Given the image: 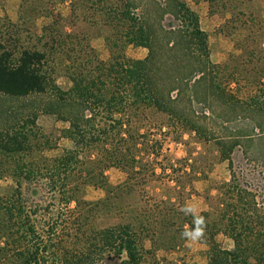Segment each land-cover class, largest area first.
<instances>
[{"label":"rangeland","instance_id":"obj_1","mask_svg":"<svg viewBox=\"0 0 264 264\" xmlns=\"http://www.w3.org/2000/svg\"><path fill=\"white\" fill-rule=\"evenodd\" d=\"M123 1L0 0V41L6 48L15 54L24 49L47 50L54 58L58 54V59H51L46 66L53 79L47 92L22 98L0 94V220L4 219L6 225L0 237V264L19 263L10 232L16 228L6 214L12 204L1 200L12 199L17 193L25 205L39 208L33 219L45 237L56 226L61 227L59 233L71 232L80 219L92 228L132 223L143 243V264H206L207 245L201 239L191 242L183 237L181 223L192 214L212 212L217 200L224 197V185L231 180L232 172L221 158L218 141L227 136L241 137V146L232 155L233 172L242 185L259 190L257 201L264 212V0H186L208 35L220 89L226 88L230 94L232 104L220 101L218 112L237 107L230 121L226 122L225 115L211 114L204 104L185 105L187 117L198 123L200 132L183 131L182 125L175 127L176 122L165 117L160 131L155 113L148 114L145 122L135 118L131 129L150 133L143 144H138L142 150L137 157L142 164L135 170L139 173L110 167L101 175L100 167L91 164L88 171L97 175L93 176L97 185L85 188L79 196L80 204L58 202L42 182L23 179L29 165L44 168L47 162L74 148L66 135L69 123L57 114L44 112L48 102L53 103L57 97L54 86L67 91L74 86L70 75L97 77L102 72L99 64H107L112 51L133 59L147 56L146 48L125 43L120 22L105 21L104 5L121 7ZM163 2L136 0L135 16L158 23L162 13L158 4ZM161 21L166 26L175 23L167 13ZM255 105L263 107L254 112ZM169 128L170 134H166ZM246 135L252 138L248 141ZM14 136L21 142L25 137L32 149L23 141L26 150L14 145L13 151L7 152L5 145L13 142ZM157 142L161 145L159 154L156 149L148 152L146 147L153 149ZM219 187L222 196L216 197ZM185 205L192 207L190 214H185ZM217 240L224 247H233L224 235ZM106 264H120V260Z\"/></svg>","mask_w":264,"mask_h":264},{"label":"trees","instance_id":"obj_2","mask_svg":"<svg viewBox=\"0 0 264 264\" xmlns=\"http://www.w3.org/2000/svg\"><path fill=\"white\" fill-rule=\"evenodd\" d=\"M158 7L162 8V13L158 23H153L148 18L135 16L136 0H124L121 7L104 5L105 21L120 22L118 26L125 43L146 48L147 56L133 59L112 51V59L103 66L99 64L102 72L97 77L84 79L70 75L74 86L67 91L54 86L57 97L53 103L48 102L44 112L57 114L60 120L69 123L66 135L73 141L74 148L47 162L44 168L29 165L23 179L30 183L42 182L54 193L56 201L81 203L79 196L85 188L97 185L93 178L97 175L88 171L91 164L100 167L101 175L110 167L139 173L135 170L137 164H142L137 157V152L142 150L138 144H143L150 133H141L140 129L133 131L131 124L135 118L145 122L148 114L155 113L160 131L165 117L176 122L175 127L182 125L183 131L200 132L198 123L187 117L185 105L204 104L211 114L225 115L226 122L231 120V114L236 115V106L218 112L221 102L232 103L226 88L220 89L218 68L211 59L208 35L197 13L186 0H164ZM166 13L175 23L168 26L162 23ZM50 53L24 49L15 54L0 41V94L22 98L47 92L53 81L47 70L54 58ZM72 63L73 67L75 61ZM262 107L255 105L254 112ZM166 124L169 123L166 121ZM173 126L170 124L171 128ZM258 127L263 130L261 125ZM166 134H170V128ZM249 138L252 137L246 135L248 141ZM12 139V144L5 145L7 152H12L14 145L26 150L23 141L32 149L25 137L22 142L18 136ZM241 143L238 135L218 141L221 158L228 162L232 172L231 180L224 185V197L217 200L212 212L192 214L181 223L183 232L204 226L201 240L208 247L206 264H264V212L257 201L259 190L252 191L248 185H242L233 172L232 155ZM154 146L153 149L146 147L148 152L156 149L159 154L161 145L157 142ZM102 186L105 188V183ZM217 192L216 197L222 196L220 187ZM1 200L12 204L7 206L6 214L16 228L15 231L11 228L10 232L18 264H106L116 259L120 264L144 262L143 243L132 223L92 228L80 219L71 232L59 233L61 227L56 226L45 237L33 219L39 208L34 210L33 206L25 205L19 193L12 199L2 197ZM0 224L1 237L6 231L4 219ZM219 235L231 240L233 247L227 248L218 242Z\"/></svg>","mask_w":264,"mask_h":264},{"label":"clouds","instance_id":"obj_3","mask_svg":"<svg viewBox=\"0 0 264 264\" xmlns=\"http://www.w3.org/2000/svg\"><path fill=\"white\" fill-rule=\"evenodd\" d=\"M183 210L185 211V214H190L193 211L192 207L189 205H185ZM203 227L204 226L201 225V227L198 230H195L193 232L182 233V236L187 238L191 242L199 240L203 236Z\"/></svg>","mask_w":264,"mask_h":264}]
</instances>
